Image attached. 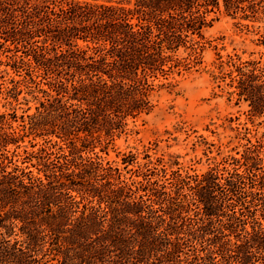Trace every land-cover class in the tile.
Masks as SVG:
<instances>
[{"label": "trees", "instance_id": "obj_1", "mask_svg": "<svg viewBox=\"0 0 264 264\" xmlns=\"http://www.w3.org/2000/svg\"><path fill=\"white\" fill-rule=\"evenodd\" d=\"M221 14L264 22V0H0V94L36 100L0 110V264H264V133L201 173L96 150L201 62ZM216 54L264 125V61Z\"/></svg>", "mask_w": 264, "mask_h": 264}, {"label": "rangeland", "instance_id": "obj_2", "mask_svg": "<svg viewBox=\"0 0 264 264\" xmlns=\"http://www.w3.org/2000/svg\"><path fill=\"white\" fill-rule=\"evenodd\" d=\"M262 32V21L221 14L204 29L201 62L177 76L175 87L156 91L155 108L132 123V130L119 136L106 151L96 149L97 153L123 167L125 153L138 152V160L143 162L144 150L150 146L152 156L163 155L172 168L201 173L222 157L242 151L247 137L252 141L262 139L264 125L259 121L263 117L249 118L248 103L237 102L225 81L214 76L219 70L215 67L217 52L264 61ZM35 104L36 100L25 92L18 99L0 94V110L12 108L19 116L32 112Z\"/></svg>", "mask_w": 264, "mask_h": 264}]
</instances>
